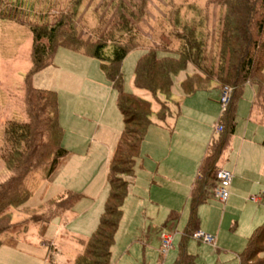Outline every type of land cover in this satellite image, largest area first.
I'll return each mask as SVG.
<instances>
[{"label": "rangeland", "instance_id": "rangeland-1", "mask_svg": "<svg viewBox=\"0 0 264 264\" xmlns=\"http://www.w3.org/2000/svg\"><path fill=\"white\" fill-rule=\"evenodd\" d=\"M214 1L146 0L145 15L135 28L140 43L161 48V36L171 35L170 19L178 9L182 17L189 19H197L205 13L210 29L208 62L218 63L226 7ZM115 6L116 0H0V183L11 176L1 159L5 122L8 119L29 121L25 93L32 71L33 28L52 26L75 12L74 24L79 36L86 41L97 40L115 18ZM132 22L135 27V19ZM111 52L112 45H109L106 54ZM143 52L138 49L129 53L121 67L124 90L150 101L154 114L141 145L136 177L130 182L123 205L122 220L112 247L113 264L174 262L190 213L188 196L192 173L197 172L198 157L204 154L210 138L218 137L222 113L221 91L215 82L189 97L183 94L181 83L185 74L198 73L191 66L186 73L174 77L169 99L162 95L154 99L137 90L134 70ZM31 85L57 93L62 146L70 155L58 173L52 175L50 185L45 184L40 175L31 179L32 197L21 209L10 210L13 223L30 222V225L27 242L22 235L15 238L7 253L15 258L14 264H74L77 255L84 250V242L97 228L109 194V164L123 130L118 95L98 60L64 47L56 50L52 65L31 76ZM256 93V87L246 85L238 103L235 133L218 162L221 168L238 178V185L245 191V201L225 208L209 189L210 199L198 207L197 217L203 227L201 231L216 238L218 249L190 237L187 250L196 256L195 264H239L238 255L245 250L248 238L256 227L264 224V147L261 145L264 122H260V115L253 107ZM158 101L169 105L170 115L165 125H158ZM164 146H172V158L159 155ZM181 149L187 153L182 155ZM176 156L180 159L176 158L175 163ZM183 159L185 161L181 162ZM180 162L183 163L181 169L176 168ZM73 194L79 197L62 207L63 211L42 233L30 221L32 214L22 210L28 208L43 215L55 211L61 200H68ZM172 210L177 218L168 221ZM19 234L21 231L16 229L11 235ZM163 234L174 235V248L160 258ZM25 243L28 245H23ZM48 244L53 250L46 246Z\"/></svg>", "mask_w": 264, "mask_h": 264}, {"label": "trees", "instance_id": "trees-1", "mask_svg": "<svg viewBox=\"0 0 264 264\" xmlns=\"http://www.w3.org/2000/svg\"><path fill=\"white\" fill-rule=\"evenodd\" d=\"M214 2L226 7L221 27V50L216 64L215 61L208 62L210 29L205 13L197 19H189L184 14L182 17L179 9L176 10L173 19H170L171 35L161 36L163 46L142 45L135 28L145 15L146 0H116L115 18L106 33L97 40L86 41L79 36L74 24L75 12L52 26L38 25L33 28L32 71L25 93L29 121L9 120L3 130L1 159L11 176L0 183V248L12 232L16 229L25 232L30 225V222L13 223L10 210L21 209L32 197L31 179L40 175L44 181L49 180L70 155L62 146L63 129L59 123L57 93L31 85V76L52 65L56 50L64 47L98 60L102 72L118 95L117 107L123 118V130L109 165V194L96 230L84 242V250L74 262L113 264L112 247L122 220L130 179L135 176L136 161L154 114L150 101L125 91L123 86L121 67L124 59L129 53L142 49L144 52L134 70V84L137 90L148 93L154 99L158 95L169 99L174 77L186 73L189 66L198 73H187L182 81L185 96L206 89L210 82H215L220 91L225 87L232 90L230 102L218 121L223 130L209 143L192 186L188 221L172 264L196 263V257L187 250V241L193 238L199 225L198 207L208 202L211 196L209 189L217 184L215 172L220 168L218 162L235 133L238 103L248 84L257 89L253 107L260 115V122H264V0ZM78 4L77 1L76 7ZM174 41L178 46L173 45ZM109 45H112V52L107 55ZM158 106V120L163 122L170 115L169 105L166 101H158ZM77 197L79 195L73 194L68 200H61V207L43 215L35 214L28 208L22 210L32 214L30 221L39 226L42 233L63 211L62 207L69 206L70 201ZM239 260L240 264H264V224L248 238Z\"/></svg>", "mask_w": 264, "mask_h": 264}, {"label": "crops", "instance_id": "crops-1", "mask_svg": "<svg viewBox=\"0 0 264 264\" xmlns=\"http://www.w3.org/2000/svg\"><path fill=\"white\" fill-rule=\"evenodd\" d=\"M186 76H187V74H185V76H184V78H183V81L185 80V78H186ZM144 92V91H143ZM137 94V93H136ZM184 94V93H183ZM139 95V94H138ZM139 96H141V95H139ZM150 96V95H149ZM189 97V96H188ZM158 103H157V110H158ZM119 110V109H118ZM122 116V115H121ZM167 119V118H166ZM166 119L163 121V122H161V121H158L159 122V124L158 125H165V122H166ZM9 120H16V119H8V120H6V122L7 121H9ZM176 120V119H175ZM5 122V123H6ZM21 122V121H20ZM59 123H60V126H61V119H60V116H59ZM148 133V132H147ZM219 134V133H218ZM121 135V134H120ZM120 137V136H119ZM119 139V138H118ZM211 140H213V138H210V140L208 141V143H207V145H206V149H205V152H204V154H202V155H200L199 157H198V162H199V160H200V163H199V165H198V169H197V172L195 173V172H193L192 174H193V182H192V184H191V187H190V190H189V195H190V192H191V189H192V186H193V184H194V181H195V179H196V177H197V174H198V171H199V168H200V166H201V163H202V161H203V159H204V157H205V155H206V152H207V148H208V146H209V143L211 142ZM171 141V138H170V140L168 139V142H170ZM117 142H118V140H117ZM117 142H116V145H117ZM143 144V143H142ZM116 145H115V147H114V152H115V148H116ZM261 145L264 147V141L261 143ZM64 147V146H63ZM65 148V147H64ZM66 149V148H65ZM114 152H113V155H112V158H113V156H114ZM179 152H181L182 153V155H183V153L184 154H186L187 152H185V149H181V150H179ZM160 156H162V157H164L165 159L166 158H168V159H170V158H172V155H173V152H172V146L171 147H166V146H164V148L162 149V151L160 152V154H159ZM160 156H158V158H161ZM180 157H183V156H180ZM112 158H111V160H112ZM176 158H179V156H176L175 158H173V162H175V159ZM67 159V158H66ZM65 159V160H66ZM139 159H140V157L137 159V161H136V168H137V164H138V161H139ZM180 159V158H179ZM64 160V161H65ZM111 160H110V163H111ZM182 161H185L184 159L183 160H181V162ZM179 163V164H176L175 166H176V168H179V169H181V165H183V163ZM176 163V162H175ZM110 165V164H109ZM220 167V166H219ZM135 168V176L134 177H136V169ZM221 168V167H220ZM221 169H224V168H221ZM59 171V170H58ZM58 171H57V173H58ZM56 173V174H57ZM233 175H234V177H235V174L233 173ZM238 175V174H237ZM134 177L133 178H131V180H130V182L131 181H133V179H134ZM53 178V177H52ZM52 178H50L49 180H47V181H45V184H48V185H50L52 182H53V179ZM233 183H232V185H231V194H230V198L228 199V201L226 202V203H222L223 205H224V207L225 208H231L232 206H234V204H236V202H239V201H243L244 200V194H245V191L241 188V186L242 185H238V178L236 179V178H234L233 179V181H232ZM177 184V183H176ZM178 186H181V182H178ZM212 194V193H211ZM188 199H189V196H188ZM250 199H251V197H250ZM245 201V200H244ZM106 202V201H105ZM220 202V201H219ZM252 204H254V203H252ZM171 209V208H170ZM177 218V216L175 215V211L174 210H172L171 212H170V214L168 215V221L169 220H172V219H176ZM254 221H256L255 219H253L252 220V223H254ZM253 225H255V224H252V226ZM37 226V225H36ZM251 226V227H252ZM29 227V226H28ZM37 227H39V226H37ZM259 227V226H258ZM257 228V227H256ZM255 228V229H256ZM203 229V227L201 226V225H198V228H197V230L196 231H201ZM254 229V230H255ZM96 230V229H95ZM94 230V231H95ZM27 231H28V228H27V230L25 231V232H22L21 234H19V235H17V236H11V237H9L5 242H4V244H3V246L0 248V264H14V261H15V258H13L12 257V255L11 254H8L7 253V250H9L10 248H9V245H11V242H13V240H15V238L16 239H19V237L22 235V236H24L25 237V239H24V242H27L26 241V234H27ZM93 231V232H94ZM92 232V233H93ZM202 232V231H201ZM254 232V231H253ZM92 235V234H91ZM252 235V234H251ZM88 240V239H87ZM161 240V239H160ZM198 242H200V241H198ZM13 244H16V243H13ZM23 245H28V243H25V244H23ZM46 246H48V248H50L51 250H53V247L50 245V244H48V245H46ZM213 247V246H212ZM214 249H218L217 248V241H216V245H215V247H213ZM189 252V251H188ZM82 253V252H81ZM189 253H191L192 255H194L192 252H189ZM80 254V253H79ZM241 254V253H240ZM239 254V255H240ZM239 255H238V261H239V264H240V260H239ZM78 256V255H77ZM195 256V255H194ZM196 257V256H195ZM160 258H162V255H160ZM175 261V260H174Z\"/></svg>", "mask_w": 264, "mask_h": 264}, {"label": "built area", "instance_id": "built-area-1", "mask_svg": "<svg viewBox=\"0 0 264 264\" xmlns=\"http://www.w3.org/2000/svg\"><path fill=\"white\" fill-rule=\"evenodd\" d=\"M232 90L228 87H225L221 90V96L219 99V103L222 107V111L226 109L230 102ZM223 130V126H218L217 132L220 133ZM215 179H216V186L212 189V195L215 199L222 203H226L230 198L231 194V185L234 179V175L232 172L227 171L225 169H218L215 172ZM257 201V199H254ZM193 239L197 241L210 244L211 246L215 247L216 245V238L205 234L201 231H196L193 234ZM174 235L163 234L161 236V255H166L170 250L174 248L173 245Z\"/></svg>", "mask_w": 264, "mask_h": 264}]
</instances>
